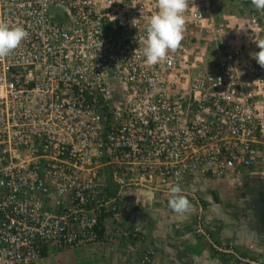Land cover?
<instances>
[{
    "label": "built area",
    "instance_id": "obj_1",
    "mask_svg": "<svg viewBox=\"0 0 264 264\" xmlns=\"http://www.w3.org/2000/svg\"><path fill=\"white\" fill-rule=\"evenodd\" d=\"M156 11V0H0V19L29 33L0 60V264L102 243L108 222L130 243L123 264H154L141 224L120 221L126 193L166 198L259 162L264 68L252 53L264 14L235 42L194 0L180 48L148 65L138 36ZM197 31L216 44L214 68L192 52ZM187 196L200 206L194 232L210 239L200 199ZM214 248L223 264H264L253 244Z\"/></svg>",
    "mask_w": 264,
    "mask_h": 264
},
{
    "label": "crops",
    "instance_id": "obj_2",
    "mask_svg": "<svg viewBox=\"0 0 264 264\" xmlns=\"http://www.w3.org/2000/svg\"><path fill=\"white\" fill-rule=\"evenodd\" d=\"M202 3L210 12L209 6L212 1L202 0ZM230 26L235 27L233 23ZM228 34L238 42V39L244 37L245 31L229 29ZM254 167L243 168L239 175L220 179L217 184L214 181L194 180L179 185L191 202L190 213L182 216L169 207L168 196L163 198L156 193L151 197L141 194L142 190L139 193L141 196H138V193H126L123 197V214L120 221L141 224L148 242L158 247L154 264H223V257L214 248L215 243H233L245 252L256 239L257 241L259 239V247L264 253V223L261 225L259 216L253 211L250 212L252 208L249 203H244L248 209L242 216L239 213L242 208L237 205L240 204V199L247 200L250 196L255 201L262 202L261 189H264V185L259 183L260 181L249 182L245 178ZM253 170L256 174L264 175V167ZM237 178L239 180H236ZM189 192L194 193L201 201L205 212L203 217L204 221L206 220V229L211 231L210 239L198 236L194 232L196 217L200 215V206L187 196ZM259 211L264 213V205L259 206ZM111 228V223L108 222L106 239L112 237ZM122 241L121 246L110 241L107 243L110 255L106 256L110 264H123L126 255L130 254V243Z\"/></svg>",
    "mask_w": 264,
    "mask_h": 264
},
{
    "label": "clouds",
    "instance_id": "obj_3",
    "mask_svg": "<svg viewBox=\"0 0 264 264\" xmlns=\"http://www.w3.org/2000/svg\"><path fill=\"white\" fill-rule=\"evenodd\" d=\"M250 2L257 12L264 14V0ZM193 3L194 0H156L158 11L150 16L145 34L138 36V49L142 51L148 65L165 61L169 54L180 48L186 27L185 14ZM141 12L143 17V8ZM132 24L137 27L136 20ZM28 36L29 33L23 26L10 25L0 19V60L11 56ZM255 43L260 50L252 53V58L264 68V41ZM168 197V205L176 214L182 216L190 213L191 202L183 194L179 184L169 188Z\"/></svg>",
    "mask_w": 264,
    "mask_h": 264
},
{
    "label": "rangeland",
    "instance_id": "obj_4",
    "mask_svg": "<svg viewBox=\"0 0 264 264\" xmlns=\"http://www.w3.org/2000/svg\"><path fill=\"white\" fill-rule=\"evenodd\" d=\"M210 3L209 16L212 17L207 20L208 25L214 23H225L229 26L231 31L242 30L245 31L248 19L252 18L253 14L257 11L252 7L250 0H209ZM234 19V20H233ZM233 23L235 27L230 26ZM212 38H208L206 34H202L197 31L196 38L193 39V50L195 56H198L205 61V66L207 69L214 68L218 60V50L216 44L211 41ZM253 45V51H259ZM264 167V152L261 153L259 162L253 168ZM251 169L245 176L247 181L259 182L264 185V175L256 174L254 170ZM208 181H214L216 184L219 183L220 179H205ZM235 179L233 178V181ZM236 180H239L238 178ZM264 189H261V199L262 202L255 201L252 196L249 199H240V204H237L242 209L239 210L240 215L247 211L248 207L244 206V203H249L251 205L250 212H255L259 216V223L262 225L264 223V213L259 211V206L264 205ZM253 195V194H252ZM254 197V196H253ZM238 200H236L237 202ZM248 201V202H247ZM253 202V203H252ZM263 203V204H261ZM262 207V206H261ZM252 212V213H253ZM115 222H111V232L115 226ZM109 227V226H108ZM113 242L117 246H121L123 241L119 239L115 234L112 233V237L105 240V243H95L88 246H82L75 249H70L66 251L53 250L48 253V255L38 261L37 264H110L106 254H109L110 248L107 246L108 242ZM128 244V243H127ZM260 240L254 241L255 251L252 253L253 257L256 259L262 258L264 260V253L259 247ZM110 255V254H109ZM169 264V263H166Z\"/></svg>",
    "mask_w": 264,
    "mask_h": 264
},
{
    "label": "water",
    "instance_id": "obj_5",
    "mask_svg": "<svg viewBox=\"0 0 264 264\" xmlns=\"http://www.w3.org/2000/svg\"><path fill=\"white\" fill-rule=\"evenodd\" d=\"M141 194L147 195V196H155V192L151 190H142Z\"/></svg>",
    "mask_w": 264,
    "mask_h": 264
},
{
    "label": "trees",
    "instance_id": "obj_6",
    "mask_svg": "<svg viewBox=\"0 0 264 264\" xmlns=\"http://www.w3.org/2000/svg\"><path fill=\"white\" fill-rule=\"evenodd\" d=\"M47 255H48V252L45 251V252H44V257H46ZM44 257H43V258H44Z\"/></svg>",
    "mask_w": 264,
    "mask_h": 264
}]
</instances>
